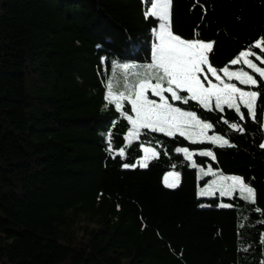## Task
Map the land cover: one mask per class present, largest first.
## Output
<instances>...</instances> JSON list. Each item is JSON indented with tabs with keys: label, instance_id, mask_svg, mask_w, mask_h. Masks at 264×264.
I'll return each instance as SVG.
<instances>
[{
	"label": "trees",
	"instance_id": "trees-1",
	"mask_svg": "<svg viewBox=\"0 0 264 264\" xmlns=\"http://www.w3.org/2000/svg\"><path fill=\"white\" fill-rule=\"evenodd\" d=\"M196 1L172 0L173 26L185 31L196 24ZM201 1L216 17L210 62L217 69L264 37V0ZM150 6L149 0H0V264L264 262L259 110L254 122L243 107L240 120L234 109L172 102L211 122L208 132L232 145L221 147L149 129L126 141L131 124L121 112L132 116L130 102L105 107L106 86L120 65L151 62L159 22L145 18ZM259 103L264 107V97ZM142 145L158 155L146 168H123L137 164ZM121 148L125 155H116ZM204 149L215 159L199 155ZM209 169L242 177L255 189V203L238 189L199 195ZM168 171L180 174L178 187L164 184Z\"/></svg>",
	"mask_w": 264,
	"mask_h": 264
},
{
	"label": "snow or ice",
	"instance_id": "snow-or-ice-1",
	"mask_svg": "<svg viewBox=\"0 0 264 264\" xmlns=\"http://www.w3.org/2000/svg\"><path fill=\"white\" fill-rule=\"evenodd\" d=\"M149 3L151 6L144 11L145 18H155L159 23L153 29L155 42L151 51V63L139 66L143 68L147 78L135 84L133 91L128 95L123 92L115 93L113 84L109 81L104 97L105 107L114 103L117 110L122 108L121 101L129 100L135 118L127 112H121V115L132 125L125 137L126 141L129 137L137 136L141 129H149L169 137H175L178 134L193 143L202 142V140L193 139L197 137L221 147L232 146L223 136L207 135V131L214 127L211 122L200 119L195 111H187L175 106L172 102H181L185 105L194 102L198 107L209 112L217 110L222 112L225 108L234 109L240 120L245 119V114L241 111L243 107L247 110V118L254 122H257L259 110L260 127L264 129V107L259 103L264 97V87H261L264 84V37H258L247 48L240 50L227 65L217 69L210 62L215 41H204L200 38L198 30L193 31L191 39L176 34L172 30L171 23L172 0H149ZM257 49L259 52L256 51ZM119 67L127 70L137 66L123 64ZM149 93L158 100L151 99ZM221 120L225 124L229 123L223 116ZM229 127L235 131H244L239 123H231ZM110 139L109 134V141ZM259 147L264 149V142L260 143ZM142 148L144 156L138 164L125 163L122 167H148V161L158 154L154 148L143 146ZM109 151H111L110 143ZM176 151L184 153L185 159H192L193 153L187 148H177ZM116 155L124 156L125 148H121ZM199 155L215 159L211 149L200 150ZM191 166L196 167V164L193 162ZM209 172L211 169L204 175H208ZM168 175L173 179L169 182L166 178V186L178 187L180 174L169 173ZM219 180L221 181L220 196H228L238 188L243 199L255 203V189L242 177L220 176ZM211 184L216 185L217 181H212ZM209 187L206 185L199 195L209 194ZM218 207L227 208L231 205L222 203Z\"/></svg>",
	"mask_w": 264,
	"mask_h": 264
},
{
	"label": "rangeland",
	"instance_id": "rangeland-1",
	"mask_svg": "<svg viewBox=\"0 0 264 264\" xmlns=\"http://www.w3.org/2000/svg\"><path fill=\"white\" fill-rule=\"evenodd\" d=\"M171 23H172V16H171ZM197 27L198 26L196 24L188 25V26H186V30L185 31H183V30L181 31L180 27H178L177 25L173 26V24H172V30L176 34L182 36L183 38H186V39L193 38V31L194 30H198L199 33H200V38L201 39H203L204 41H210V39L212 38V35L214 33L215 25L214 26H209V25L202 26L201 25L199 28H197ZM154 42H155V36H154ZM148 63H151V62H146V63L125 62L124 64L136 65L137 66L135 68H131L130 67L127 70H124V69L118 67L119 72L114 73L112 79L110 80V82L113 84V91L115 93H117V94H119L120 92H123V93H125V95H128L130 92H132L133 91V86L135 84H137L141 79L147 78L146 74L144 73L143 68L139 67V66H142V65H145V64H148ZM221 75H223V74L221 73ZM153 82H155V81L153 80ZM149 97L151 99H157L158 100V98L155 97V96H152L151 93H149ZM185 110H187V109H185ZM187 111H191V110H187ZM132 117L135 118V113L134 112L132 114ZM131 127H132V125H131ZM207 135H214V134H210L207 131ZM132 138H134V137H129L128 139H132ZM193 139L206 140V139L197 138V137H193ZM142 146L143 147H150V146H147V145H142ZM142 152H143V148H142ZM143 156H144V152L142 153V157ZM142 157H140L138 159L137 164H138V162L140 161V159ZM169 173H178V172H176V171H168V172H166L164 174V177H163V182H164L165 185H166V183H165L166 178L168 179L169 182H171L172 179H173V177L168 175ZM211 174H212V177L209 179V181L206 184V185L210 186L209 187V194H212L214 192H218L220 194L221 181L219 180V177L221 176V174L215 173V172L214 173L211 172ZM225 176H233V175H225ZM212 181H217V184L216 185H212L211 184ZM205 186L201 187V189H199L198 193H200V191L202 189H205Z\"/></svg>",
	"mask_w": 264,
	"mask_h": 264
},
{
	"label": "crops",
	"instance_id": "crops-1",
	"mask_svg": "<svg viewBox=\"0 0 264 264\" xmlns=\"http://www.w3.org/2000/svg\"><path fill=\"white\" fill-rule=\"evenodd\" d=\"M199 7H200V16L198 18V21L196 22V25L198 26L197 28H199L201 25L202 26H216L217 22H216V17L214 15V13L211 11V9H209V2H203L201 0H199V3H196ZM200 5H203L204 7H201ZM182 22H180L179 24H181ZM217 27V26H216ZM215 28V27H214ZM216 30V28H215ZM215 32V31H214ZM213 40V36L210 39V41Z\"/></svg>",
	"mask_w": 264,
	"mask_h": 264
}]
</instances>
